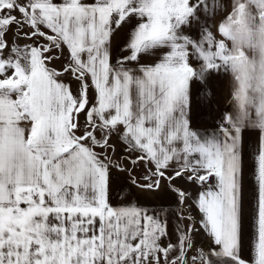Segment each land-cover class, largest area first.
Listing matches in <instances>:
<instances>
[{
    "label": "snow or ice",
    "instance_id": "snow-or-ice-1",
    "mask_svg": "<svg viewBox=\"0 0 264 264\" xmlns=\"http://www.w3.org/2000/svg\"><path fill=\"white\" fill-rule=\"evenodd\" d=\"M0 264H264V0H0Z\"/></svg>",
    "mask_w": 264,
    "mask_h": 264
},
{
    "label": "crops",
    "instance_id": "crops-1",
    "mask_svg": "<svg viewBox=\"0 0 264 264\" xmlns=\"http://www.w3.org/2000/svg\"><path fill=\"white\" fill-rule=\"evenodd\" d=\"M219 19V17H217ZM209 25L212 26V30L215 31V21L209 20ZM122 37H116L113 40V52L116 53L117 45L121 43ZM69 80V78H66ZM73 89L75 90V83L72 82ZM229 79L228 77H222L214 79L210 82L208 88H206L203 94H199L194 86L193 94V127L200 130L211 129L212 126L218 121L220 114L229 109L228 99H229ZM115 140V139H114ZM119 145V144H118ZM120 145L117 146V151L119 152ZM121 182L129 183L124 180L123 176H118V179L114 181V187L118 186ZM136 192V189L133 188ZM137 196L140 198L141 202L147 206L160 207V206H171L175 211H179V205L175 203V197L166 191H161L159 193H139ZM175 224V219L170 222V228Z\"/></svg>",
    "mask_w": 264,
    "mask_h": 264
},
{
    "label": "rangeland",
    "instance_id": "rangeland-1",
    "mask_svg": "<svg viewBox=\"0 0 264 264\" xmlns=\"http://www.w3.org/2000/svg\"><path fill=\"white\" fill-rule=\"evenodd\" d=\"M57 66H58V65H57ZM113 143H117V142H116L115 140H113ZM117 146H119L118 143H117Z\"/></svg>",
    "mask_w": 264,
    "mask_h": 264
}]
</instances>
